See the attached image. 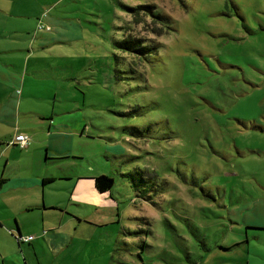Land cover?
<instances>
[{"label":"rangeland","instance_id":"1","mask_svg":"<svg viewBox=\"0 0 264 264\" xmlns=\"http://www.w3.org/2000/svg\"><path fill=\"white\" fill-rule=\"evenodd\" d=\"M138 6L166 27L133 25L146 58L115 44ZM0 144V178L54 177L0 193V264H264V0H0ZM134 169L158 179L147 201ZM102 174L117 208L72 195Z\"/></svg>","mask_w":264,"mask_h":264},{"label":"trees","instance_id":"2","mask_svg":"<svg viewBox=\"0 0 264 264\" xmlns=\"http://www.w3.org/2000/svg\"><path fill=\"white\" fill-rule=\"evenodd\" d=\"M180 2H183L184 0H179ZM135 12V15L132 18V24L126 29L125 35L121 41L116 42V46L130 54H135L137 57H143L146 58L150 56L154 51H155V39L150 37H145V36H136L131 33L133 30V25H142V24H148L153 25L152 28V35L156 36H161L166 33V27L162 25L160 22V18L158 15H156L152 10V7L149 6H138L135 9H131ZM151 17H150V15ZM157 24L159 26H157ZM148 31H151L149 29ZM147 128L146 127H138V126H129V127H123L122 131L126 133L127 136H133V137H142L145 135L147 136ZM120 154L114 155L113 158H117L118 156L124 155V149L122 147H118ZM138 169H134L132 172L129 173H124L121 174V176L125 177L128 179L130 183V187L133 189V192L136 197L142 198L145 201L151 197L152 194L150 192H156V185L157 180H153L148 176V174H145L144 171H139ZM54 179H43L42 184L45 186L49 183H52ZM94 181V187L98 191L100 195H106V199L110 200L114 206L117 208V203L114 201V198L112 197V188L114 186V178L107 176V175H98L97 177L93 178ZM2 180H0V183ZM158 186V185H157ZM107 193V194H105ZM116 205V206H115ZM19 232L17 231V235L15 238H18L21 236V234H18ZM33 239L30 241L32 242ZM28 242V243H30Z\"/></svg>","mask_w":264,"mask_h":264},{"label":"crops","instance_id":"3","mask_svg":"<svg viewBox=\"0 0 264 264\" xmlns=\"http://www.w3.org/2000/svg\"><path fill=\"white\" fill-rule=\"evenodd\" d=\"M18 91V90H17ZM18 93V92H17ZM17 93H15L16 95H17ZM11 115H13V114H11ZM11 115L9 116V119L11 118ZM47 115H37V117L40 119V120H42L43 121V123H41L40 124V126L41 127H45V126H47V131L49 130H51V129H54L56 132L61 128V127H66V129L68 130V131H71V133H75V132H77L78 130L77 129H75V128H73V124H71L70 122H68V121H63V122H65V123H58V124H56V125H54V123H53V117L52 116H50L49 115V117L47 118L46 117ZM9 119H7V120H9ZM46 120H48V123H45V121ZM77 119L75 118V119H73L72 120V122H77L76 121ZM80 120V119H79ZM44 130V129H43ZM30 131V129L29 128H27V129H21V130H17L16 131V134L15 135H18V134H23V135H25V136H27L28 137V134L26 133V132H29ZM70 133V132H69ZM15 137V136H14ZM29 137H28V141H29ZM13 139L12 138H10L7 142H6V148H8V145H10V142L12 141ZM1 145V144H0ZM13 146H16V145H13ZM5 148V149H6ZM48 150V149H47ZM45 160V159H44ZM92 171V170H91ZM65 177V180H70V179H73V176L71 175V174H63ZM43 179H54V177L52 176V177H49V176H43V175H41L40 177H37V178H35V177H32V178H30V179H15V180H13L12 178H8V179H3L2 177L0 178V180H2V182L0 183V193H2V194H5V195H10V194H7V193H13V192H15V191H17V190H19V189H22V190H24V189H29V188H34V187H43L44 185L42 184V180ZM79 181H81V182H86V181H90V183H91V185L92 186H87V190H84V191H82V188L81 187H79V186H77L76 184H75V186H74V188H73V193H72V195L73 196H76V195H79L80 196V198H83L84 197V192H90L91 193V197H94V198H96V199H99V197L101 196V199L105 202V204H107V205H110V204H112V202L110 201V200H108V199H106V195H100L99 193H98V191L95 189V187H94V181H93V178L92 179H81V180H79L78 179V182ZM41 182V183H40ZM77 182V183H78ZM5 185V186H2V185ZM40 184V185H39ZM95 192V193H94ZM78 193V194H77ZM88 194V193H87ZM105 194H107V193H105ZM97 195V196H96ZM8 207L10 206V204H9V202L7 201V204H6ZM27 211L28 210H32V209H44V210H47L43 205H41L40 207H39V205H37V204H35V205H27ZM50 209H52V210H54V211H57V212H63L61 209H59V207H51ZM15 230H16V233H14L13 234V232L11 231V236L13 235L14 236V238H15V236L17 235V231L19 232L18 234H21L20 233V231H19V229H18V227L15 225ZM29 236H31V235H29ZM56 237V236H55ZM53 238V237H50L49 239H47V240H45V242H47L48 244H51V246H52V248L53 249H55L56 248V246H58V245H60L58 242H59V240H58V238ZM35 240V239H34ZM33 240V241H34ZM32 241V242H33ZM32 242H30L29 244H27V245H31V243ZM40 246H42V245H40ZM32 250H33V252L35 253V247L33 246L32 247ZM20 254H23V253H19V251L17 252V257L16 258H12V260H11V263H13V264H22V262H25L26 261V256L25 255H20ZM34 256V258H36L35 257V254H33ZM30 257H32V256H30ZM21 260H23V261H21ZM5 263V261H3V263L2 264H4Z\"/></svg>","mask_w":264,"mask_h":264},{"label":"built area","instance_id":"4","mask_svg":"<svg viewBox=\"0 0 264 264\" xmlns=\"http://www.w3.org/2000/svg\"><path fill=\"white\" fill-rule=\"evenodd\" d=\"M12 145L19 146L21 149H24L28 146L29 141L28 137L23 134L15 135L13 140L10 142ZM18 241L23 243H28L33 239V236H19Z\"/></svg>","mask_w":264,"mask_h":264},{"label":"flooded vegetation","instance_id":"5","mask_svg":"<svg viewBox=\"0 0 264 264\" xmlns=\"http://www.w3.org/2000/svg\"><path fill=\"white\" fill-rule=\"evenodd\" d=\"M15 240L18 242V244H20V243H21L20 241H18V239H17V238H15ZM26 244H29V243H26ZM23 255H25V254L23 253Z\"/></svg>","mask_w":264,"mask_h":264}]
</instances>
